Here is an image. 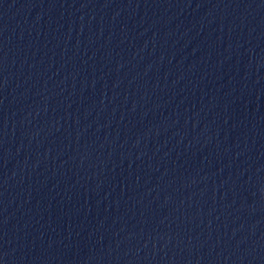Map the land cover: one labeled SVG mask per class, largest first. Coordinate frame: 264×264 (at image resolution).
Instances as JSON below:
<instances>
[{"label":"water","instance_id":"1","mask_svg":"<svg viewBox=\"0 0 264 264\" xmlns=\"http://www.w3.org/2000/svg\"><path fill=\"white\" fill-rule=\"evenodd\" d=\"M0 264H264V0H0Z\"/></svg>","mask_w":264,"mask_h":264}]
</instances>
